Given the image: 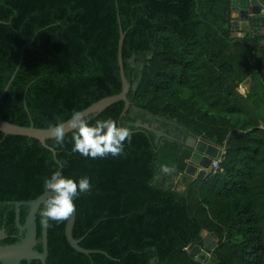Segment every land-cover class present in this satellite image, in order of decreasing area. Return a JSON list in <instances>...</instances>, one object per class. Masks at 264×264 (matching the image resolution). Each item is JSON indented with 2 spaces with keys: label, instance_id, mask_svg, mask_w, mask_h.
<instances>
[{
  "label": "trees",
  "instance_id": "obj_1",
  "mask_svg": "<svg viewBox=\"0 0 264 264\" xmlns=\"http://www.w3.org/2000/svg\"><path fill=\"white\" fill-rule=\"evenodd\" d=\"M232 11L231 0H0V95L16 74L0 98L1 118L49 129L119 94L121 23L126 76L134 84L141 74L131 109L224 147L223 171L190 176L181 192L158 176L164 167L184 172L191 149L168 135L156 141L131 110L121 119L124 102L87 120L112 118L130 129L131 143L117 157L73 153V131L63 147L47 140L57 159L37 139L0 131V230L9 236L2 245L19 240L7 203L39 198L42 178L60 170L91 179L92 189L74 200L73 236L107 254L75 250L67 220L49 221L47 264H210L189 254L203 230L219 238L213 264H264V129L242 85L256 71L264 78V35L234 39ZM28 213L23 206L22 224Z\"/></svg>",
  "mask_w": 264,
  "mask_h": 264
},
{
  "label": "water",
  "instance_id": "obj_2",
  "mask_svg": "<svg viewBox=\"0 0 264 264\" xmlns=\"http://www.w3.org/2000/svg\"><path fill=\"white\" fill-rule=\"evenodd\" d=\"M232 9L239 11L240 19L245 21V29H250L251 35L256 36L260 34V31L256 28L251 29L252 26H264V0H231ZM236 21H231L232 29L236 26ZM238 24V23H237ZM126 33L120 23V38H119V47H118V59L119 66L121 71V78L123 83V89L119 94H115L109 97H105L89 107L80 112L82 117L85 120L92 116H97L105 109L110 107L111 105L124 102L125 107L123 113L121 115V119L128 114L131 110L135 112L139 109L132 107V103L129 99V93L133 89L134 93L137 92L138 82L141 79V74L137 82L132 84L126 76L125 66H124V57H123V46L125 41ZM22 56L18 65V69L22 64ZM135 56H133L132 60H134ZM17 72V70H16ZM16 75V74H15ZM15 75L10 80L9 84L5 88L4 92L0 95V98L4 96V94L9 89L10 84L15 78ZM142 114L144 111H141ZM150 118L152 115L147 114ZM71 119L65 121L63 124L65 125V134L73 131V129L69 126V121ZM121 123V120L120 122ZM136 126L145 127L146 129L152 131L156 137V141H158V137L160 135L159 131L146 126L145 124L138 122ZM53 128L43 129L36 128L33 124L31 126H21L0 117V131L6 135H16V136H26L29 138H34L39 140L42 145L49 150H51L57 159L56 150L47 144V140L53 138ZM185 130V129H183ZM189 142H187V146L191 149L190 157L187 159V166L185 169V174L191 177L200 178L199 173L201 171L209 170L211 166V162L214 158H217L220 152V146L209 141L204 137H195L190 136L188 138ZM199 172V173H198ZM47 198L46 193L44 192L39 198L33 201H23V202H8L7 204L14 205L16 209V224L17 228L21 233V237L16 243L10 245H2L1 242L8 238V235L5 230H0V264H22L23 261H32L39 260L42 264H47L48 258V223L42 224V239L39 241V230H38V213L41 208L44 206V200ZM23 206L28 207L29 213L26 217V221L24 224L21 223V208ZM76 223V209L73 215L67 220L65 233L67 239L71 246L86 255H91L94 253H104L101 250H90L82 247L80 245L81 241L84 239H76L73 236V229ZM42 243V251L37 249V246ZM219 243L218 236L211 232L209 233L207 230H203L200 234V237L195 239L190 247L189 254L192 258H195L202 263H205L210 258V251H212Z\"/></svg>",
  "mask_w": 264,
  "mask_h": 264
},
{
  "label": "clouds",
  "instance_id": "obj_3",
  "mask_svg": "<svg viewBox=\"0 0 264 264\" xmlns=\"http://www.w3.org/2000/svg\"><path fill=\"white\" fill-rule=\"evenodd\" d=\"M69 126L73 129L72 152L85 158L120 156L124 153L125 143H131L132 139L130 129L112 118L98 119L92 124L85 120L80 112H73ZM52 131L55 143L63 147L65 125L57 123ZM163 170L169 171L167 167ZM42 184L47 195L40 213L42 224L68 220L76 209L75 198L93 187L88 176L73 178L65 176L60 170L43 177Z\"/></svg>",
  "mask_w": 264,
  "mask_h": 264
},
{
  "label": "crops",
  "instance_id": "obj_4",
  "mask_svg": "<svg viewBox=\"0 0 264 264\" xmlns=\"http://www.w3.org/2000/svg\"><path fill=\"white\" fill-rule=\"evenodd\" d=\"M231 16H232V21H236L238 23V24L236 23L235 28L232 29V37L234 39L237 40V39H242V38H245V37H248V36H252L251 32H250V29H245V23L246 22L240 19L239 11L233 10ZM254 28L258 29L260 31L261 35H264V26H260V27L252 26L251 27V29H254ZM242 85H243V87L246 90H248L253 95L252 100L258 106L257 113H258V117H259L260 126L264 129V78L262 77V75L259 72L256 71L254 74H252V76L246 78ZM144 115L145 114H142L141 111H140V114L138 115V117H140V118H138L139 119L138 122L143 123L142 122V118H143V119L146 120V121H144L143 124H145L146 126H149L150 128H153L156 131H159L156 127H152L150 125L149 118L148 119L144 118ZM131 117L133 118L132 115H131ZM158 119L161 120V118H158ZM163 121L166 122V123H171V122H168L166 120H163ZM182 129H184V128H182ZM167 135L168 134H164V133L160 132V135H159L158 139H160V137H162V136H167ZM188 140L189 139H187V142H189ZM182 141H185V140H182ZM185 145H187V143ZM170 171L173 172L171 174L172 176H173V174H176V175L180 174L181 177H183L184 181L181 184L177 185V183H175V184L171 183L170 184V182L167 179L169 186L171 185L174 189H176L178 191H181V192H185L186 189H187V186L190 183V181L192 180V178L190 176H188L187 174H185V172H179V171H176V170H170ZM207 172H208V170L205 171V174H204V171H201L200 173L198 172L200 178H203L207 174ZM194 178H197V177H194ZM163 180H164V178L162 177L161 180H158V181L160 183H162Z\"/></svg>",
  "mask_w": 264,
  "mask_h": 264
},
{
  "label": "rangeland",
  "instance_id": "obj_5",
  "mask_svg": "<svg viewBox=\"0 0 264 264\" xmlns=\"http://www.w3.org/2000/svg\"><path fill=\"white\" fill-rule=\"evenodd\" d=\"M234 10V9H233ZM238 14V13H237ZM150 56V55H149ZM131 63L133 64L134 67H136L138 70L142 69L143 67V63H139V62H136L135 61V58L134 60H131ZM140 75V73H139ZM140 114V110H137L135 112L132 113V116H133V119H136L138 117V115ZM144 118L148 119L149 117L147 116V114L144 115ZM149 123L152 127H156L160 132L164 133V134H168V132H172V134H169V135H176V136H179L180 139L182 140H186L188 139L191 135H193L190 131L188 130H183L182 127H178L176 126L174 123H166L164 122L161 118L158 119V118H155V117H150L149 118ZM139 121V119L137 120ZM145 121V119L142 118V122ZM146 123V122H145ZM132 124V123H131ZM176 128V129H175ZM176 130V131H175ZM173 172L172 171H164L163 169L161 170L160 172V175H159V180H161V178L163 177L164 180L161 184L163 185H166V186H169L168 184V181L171 183H177L178 184H181L184 180H183V177H181L180 174H173V176L171 175ZM162 176V177H161ZM168 179V181H167ZM174 181V182H173ZM171 186V185H170ZM210 264H213V261H211L209 259L208 261Z\"/></svg>",
  "mask_w": 264,
  "mask_h": 264
},
{
  "label": "flooded vegetation",
  "instance_id": "obj_6",
  "mask_svg": "<svg viewBox=\"0 0 264 264\" xmlns=\"http://www.w3.org/2000/svg\"><path fill=\"white\" fill-rule=\"evenodd\" d=\"M138 118H140V117H137L136 119H138ZM169 134H172V132H168V138L170 139V140H172V141H176V142H178V143H183V144H186L187 143V139L185 140V141H182V139H180L179 138V136H172V135H169ZM164 139H165V137H163ZM182 147V146H181ZM184 151H185V149H180V151H179V153H178V155L179 156H181L183 153H184ZM2 230H5L6 231V229L5 228H3ZM8 235V234H7ZM22 235H21V233H20V231L18 230V232L16 233V235H14L13 237H16V238H20ZM9 237V236H8ZM6 240V239H5ZM4 241V240H3ZM39 241H41V240H39ZM2 243V242H1ZM41 244V243H40ZM39 244V245H40ZM33 261H35V260H32V261H23L22 262V264H33Z\"/></svg>",
  "mask_w": 264,
  "mask_h": 264
},
{
  "label": "built area",
  "instance_id": "obj_7",
  "mask_svg": "<svg viewBox=\"0 0 264 264\" xmlns=\"http://www.w3.org/2000/svg\"><path fill=\"white\" fill-rule=\"evenodd\" d=\"M224 157V147L220 146V152L217 158H214L211 162V166L209 169H213L214 171H223V168L221 167V161Z\"/></svg>",
  "mask_w": 264,
  "mask_h": 264
}]
</instances>
